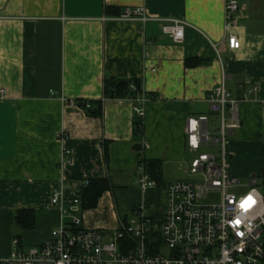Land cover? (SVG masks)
<instances>
[{"label": "crops", "instance_id": "0c3cea01", "mask_svg": "<svg viewBox=\"0 0 264 264\" xmlns=\"http://www.w3.org/2000/svg\"><path fill=\"white\" fill-rule=\"evenodd\" d=\"M126 6L142 7L148 19L109 18ZM169 19L187 22L182 41L162 31ZM228 34L239 39L238 49L228 48ZM222 74L241 119L224 144L230 170L258 175L264 0H238L234 11L226 0H0V260L14 243L17 209L35 213L34 227L20 231L22 245H38L61 223L50 203L60 185L68 197L90 179L115 185L95 207L80 204L88 227L114 229L138 204L159 218L167 182L189 176L186 119L206 115L211 132L219 126L206 96ZM106 76L141 81L147 97L140 139L132 129L134 101L105 98ZM141 158L160 162L157 186L136 185L146 172Z\"/></svg>", "mask_w": 264, "mask_h": 264}, {"label": "built area", "instance_id": "2783aa9c", "mask_svg": "<svg viewBox=\"0 0 264 264\" xmlns=\"http://www.w3.org/2000/svg\"><path fill=\"white\" fill-rule=\"evenodd\" d=\"M237 8L238 0H226L228 11ZM109 18L142 23L148 19L142 7L128 6ZM167 21L162 31L174 42L182 41L187 22ZM230 27L227 20L224 28L227 31ZM226 42L231 50L240 47L234 34H228ZM225 81L222 74L219 84L206 96L209 110L219 115L215 131L208 129L206 115L188 117L185 124L190 152L196 153L206 144L219 145V152L192 156L189 177L167 182L159 218L138 204L114 229L88 227L80 216L83 183L75 186L69 197L60 185L52 188L50 203L59 210L61 223L38 245L27 249L15 239L0 264H264V144L258 175L244 178V183L232 174L224 144L241 119L239 101L232 97ZM145 99L137 97L133 106L142 122ZM140 144L146 146L144 139ZM137 184L142 190L157 186L144 171ZM212 192L219 195L217 201L206 200Z\"/></svg>", "mask_w": 264, "mask_h": 264}, {"label": "trees", "instance_id": "16d2710c", "mask_svg": "<svg viewBox=\"0 0 264 264\" xmlns=\"http://www.w3.org/2000/svg\"><path fill=\"white\" fill-rule=\"evenodd\" d=\"M103 94L105 98H129L133 101L139 96L147 97L144 93L141 81L136 78L122 79L116 77L106 76L103 81ZM78 103H80L78 101ZM86 102H82L85 107ZM88 114H94L89 108H85ZM132 129L134 137L140 139L143 132V122L141 118L133 114ZM149 177L156 182L162 179L161 164L156 160H139ZM115 185L110 178L90 179L80 186V204L83 208H93L96 206L99 197L104 191L111 190ZM35 213L32 209H17L14 212V223L18 230L15 234V239L19 241L20 231L23 229H32L34 227ZM121 220H126L123 217Z\"/></svg>", "mask_w": 264, "mask_h": 264}, {"label": "rangeland", "instance_id": "374dc122", "mask_svg": "<svg viewBox=\"0 0 264 264\" xmlns=\"http://www.w3.org/2000/svg\"><path fill=\"white\" fill-rule=\"evenodd\" d=\"M213 123L214 122H210V127H212V125H213ZM237 131V129H235L234 130V133H231V134H229V135H227V140H230V139H232V138H234L235 136H236V134H235V132ZM219 149H220V146L219 145H214V144H206V145H203V146H201L200 147V149L198 150V152H196V153H191V157L192 156H196L199 152H213V153H218L219 152ZM180 172V171H179ZM178 172V173H179ZM182 172V171H181ZM180 172V173H181ZM139 176V175H138ZM184 177V176H183ZM182 177V179H187L189 176H185L184 178ZM181 179V176L180 177H177V178H175V179ZM241 180H243V182L245 183V179L242 177V179ZM137 181H138V178H137ZM174 181V180H173ZM136 185H138L137 184V182H136ZM219 199V195L216 193V192H212V193H210L207 197H206V200H208V201H217ZM137 206V205H136ZM150 208H147L146 209V213L147 214H149L151 211H152V209L151 210H149ZM261 240L264 242V233H263V236H262V238H261ZM31 246H33V245H23V247H24V249H27V248H29V247H31Z\"/></svg>", "mask_w": 264, "mask_h": 264}, {"label": "water", "instance_id": "95a60500", "mask_svg": "<svg viewBox=\"0 0 264 264\" xmlns=\"http://www.w3.org/2000/svg\"><path fill=\"white\" fill-rule=\"evenodd\" d=\"M80 104H82V102H80Z\"/></svg>", "mask_w": 264, "mask_h": 264}]
</instances>
